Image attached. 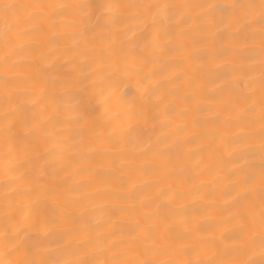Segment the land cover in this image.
<instances>
[{"label": "bare ground", "instance_id": "1", "mask_svg": "<svg viewBox=\"0 0 264 264\" xmlns=\"http://www.w3.org/2000/svg\"><path fill=\"white\" fill-rule=\"evenodd\" d=\"M137 2L195 5L231 4L234 0ZM157 11L160 10H152ZM175 11L195 16L204 9ZM161 15L162 27L174 28V22L162 11ZM147 19L151 20V16ZM220 19L217 13V21ZM3 23L0 19V229L6 223H15L26 243L32 244V238L41 234L28 227L30 220H6L5 205H27L29 196L37 199L41 191L70 186L72 191L65 195L80 202L76 214L80 227L87 226V230L79 237H70L66 235L69 226L49 225L51 232L45 247L53 258L63 259L72 258L69 254L74 248L83 250L87 245H96L104 249L97 252V258L111 259L113 254L125 253L119 245L131 237L135 222L144 223L137 215L141 202L150 200V210H159V220L163 221L168 207L164 194L176 193L180 198L172 202L176 211L168 223L173 233L191 232L192 238L178 241L175 246L211 240L234 249L244 246L245 239L237 238L236 226L229 222L237 210L228 193L236 179L233 173L249 166L258 172L261 159L258 140L252 142L255 147L234 142L246 135L247 127L235 122L236 114L230 108L244 96L252 95L259 127L262 57L258 26L245 30L217 22L213 29L217 36L212 43L176 41V45H184V51L176 52L174 45L159 69L169 76L182 73L181 80L162 83L170 104L168 114L149 110L141 115L149 102L144 92L148 81L141 77L159 66L124 59L119 52L140 42L143 22L129 19L113 34L114 30L98 27L95 16L52 18L24 40L14 41L24 45L22 56L11 55V49L5 48ZM205 35L190 32V37L197 40ZM110 41H115L114 45L110 46ZM6 55L8 60L4 59ZM209 56L216 58L210 60ZM13 62L16 69L6 72ZM9 76H13L23 105L15 128H8L3 115L4 80ZM184 95L191 98L190 104L181 102ZM185 109L186 114L181 115ZM230 117L233 123L226 124ZM40 207L41 220L52 216L50 200H41ZM82 211L84 215L80 217ZM56 217L59 218V209ZM168 243L161 239L158 246ZM8 246L0 240V259H17L15 255H5ZM87 250L94 251L90 247ZM214 251L211 247L200 248L202 258L212 257ZM249 255L237 252L230 258L245 260ZM140 258H145L142 251Z\"/></svg>", "mask_w": 264, "mask_h": 264}, {"label": "snow or ice", "instance_id": "2", "mask_svg": "<svg viewBox=\"0 0 264 264\" xmlns=\"http://www.w3.org/2000/svg\"><path fill=\"white\" fill-rule=\"evenodd\" d=\"M200 8L204 9L202 14L190 16L181 14L176 9L180 8ZM157 9L156 13L152 10ZM257 9L259 11L257 12ZM161 11L167 18L174 22V28L171 30L162 27L160 21L164 18ZM24 12L25 16L20 17L18 13ZM217 13L221 19L217 21ZM230 14V15H229ZM76 15L81 19L87 17H96L97 26L114 30L113 34L121 29L117 26L127 24L129 19H136L144 23L140 30V42L133 44L127 51L120 49L119 54L124 59H133L142 65H154L148 73L141 79L147 80L144 85L145 96L149 98L148 104L144 107L141 115H146L149 110L167 115L170 104L166 102L162 83L171 84L173 81L182 79V73L174 72L171 76L159 70L163 67V60L171 55L173 46L175 51H184V45H176V41H183L184 44L191 41L192 44H209L214 42L217 33L213 31L215 24L226 23L236 26L238 29L255 30L259 28L261 40V83H260V107H259V127L257 128V115L255 102L252 95L244 96L242 100L233 104L230 111L235 116L237 124L243 123L247 127L246 135L234 142L244 143L246 147H255L253 141H259V153L261 163L257 172L253 166L248 169H239L233 173L236 179L233 182L232 190L228 193L232 197V207L236 209L230 217L229 222L234 223L237 229V238H244L245 244L240 249L226 247L220 241H202L199 245L182 244L175 246L178 241H184L192 238L191 232L173 233L168 221L174 218L175 208L172 202L177 198L176 193L164 194L168 203L166 214L163 221L159 220L160 211H151V201H142L138 216H142L144 221L141 224L135 222L132 235L129 239L120 244L126 251L123 254H113L111 259L97 258V252H103L96 245H87L82 250L74 248L69 254L72 258H53L51 252L45 247V239L51 232L49 225L64 224L69 226L66 235L70 237H79L87 226L80 227V220L77 218L76 209L80 202L70 199L65 193L72 191L70 186L59 190H45L39 193V198L32 199L28 197L27 205H5L4 215L6 220L11 221L19 217L21 221L30 220L28 227L34 229L37 235L32 238L33 243H26V237L21 235L20 230L16 228L15 223H6L0 229V240L9 245L5 255L18 257L15 260L0 259V264H264V0H234L231 4H182L175 5L169 3H139L137 0H75V2H55V0H33L30 3H11L0 0V19L3 23V35L5 48L11 49V55L22 56L24 45H17L15 40H24L31 31L38 29L42 24L52 18ZM151 16V20L147 17ZM179 20L176 21V17ZM12 21H15L13 24ZM23 25H30L31 28H24ZM190 32L206 33L201 39H193ZM135 35V33H134ZM115 41H110V46ZM215 56H209L214 60ZM5 60L9 56L4 57ZM185 59H188L187 57ZM16 63L13 62L6 68V72L16 69ZM192 82L189 81V84ZM18 87L13 84V76L4 80V91L2 96L3 115L8 120V128L17 127L19 121L17 117L23 111V105L18 100ZM155 97V100L151 98ZM182 103L190 104L191 98L184 95L180 98ZM243 105V107H241ZM161 107L163 112L161 113ZM187 109L181 113L186 114ZM226 124H232L233 118L225 121ZM14 139V138H13ZM11 142V141H6ZM231 155V153H230ZM130 166V165H129ZM133 187H135L133 185ZM35 190V189H33ZM234 194V195H233ZM258 197V209H257ZM7 198V197H6ZM41 200H50L52 202V216L43 220V209L40 207ZM71 209L66 212L65 209ZM56 209H59V218L56 217ZM148 209V210H146ZM86 211V210H85ZM84 212H80L82 217ZM107 228V225L104 226ZM167 239V246H158V241ZM107 244V240L104 241ZM201 246L211 247L215 251L212 257L202 258ZM93 248L94 251H88L87 248ZM111 245L108 250L111 251ZM259 249L257 254L256 249ZM143 252L145 258H140ZM237 252L249 255L248 259L235 260L230 257ZM157 256H170L173 258L156 259ZM176 256L194 257L187 259H176ZM258 257V258H257Z\"/></svg>", "mask_w": 264, "mask_h": 264}]
</instances>
